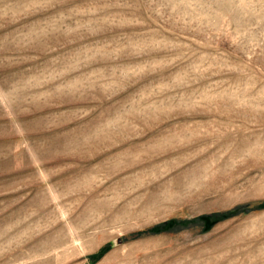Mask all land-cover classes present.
I'll return each instance as SVG.
<instances>
[{
    "label": "rangeland",
    "instance_id": "rangeland-1",
    "mask_svg": "<svg viewBox=\"0 0 264 264\" xmlns=\"http://www.w3.org/2000/svg\"><path fill=\"white\" fill-rule=\"evenodd\" d=\"M0 264H264V0H0Z\"/></svg>",
    "mask_w": 264,
    "mask_h": 264
},
{
    "label": "trees",
    "instance_id": "trees-1",
    "mask_svg": "<svg viewBox=\"0 0 264 264\" xmlns=\"http://www.w3.org/2000/svg\"><path fill=\"white\" fill-rule=\"evenodd\" d=\"M220 217V215L218 216V215H213V216H210V217H208V218H204L205 220H214V219H218ZM170 225H174V223H167V224H165V225H163V226H160V227H156V228H154L153 230L154 231H158V230H161V229H165V228H167V227H169Z\"/></svg>",
    "mask_w": 264,
    "mask_h": 264
}]
</instances>
